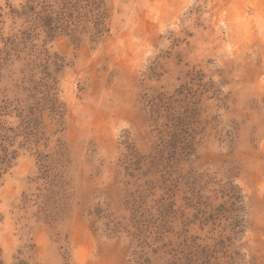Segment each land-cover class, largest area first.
<instances>
[{
  "label": "rangeland",
  "instance_id": "rangeland-1",
  "mask_svg": "<svg viewBox=\"0 0 264 264\" xmlns=\"http://www.w3.org/2000/svg\"><path fill=\"white\" fill-rule=\"evenodd\" d=\"M27 4L0 0V264H264V0H39L54 31Z\"/></svg>",
  "mask_w": 264,
  "mask_h": 264
},
{
  "label": "trees",
  "instance_id": "trees-1",
  "mask_svg": "<svg viewBox=\"0 0 264 264\" xmlns=\"http://www.w3.org/2000/svg\"><path fill=\"white\" fill-rule=\"evenodd\" d=\"M36 2L38 3L39 0H28V4L24 8L25 10L20 15L27 16V13H30L31 17H30V20H28V21L34 22L36 20H39V21L42 20V22H44V26H49L48 28H50V30L54 31L55 28L57 29L56 25L55 26L52 25L53 17L51 14H50V16L45 15L44 17H40L39 12L35 11L37 6H39L41 8H43V6H45V5L41 6V5L37 4ZM46 7H47V5H46ZM43 11H46V10L43 8ZM48 13H46V14H48ZM99 21L100 20L94 21V25H96L97 31H98V29H101V23H99ZM56 22H57V24H59V20H56ZM226 185H227L225 188L226 190L224 191L223 195H225V197H227V203H225L224 205H221V210H218V211H223V212H218V215L219 216H221L222 214H225V216L227 215L228 219L230 220L229 221V227L231 228L232 234L235 237H238V236L242 235V233L244 231L243 230V228H244L243 200H242V196L240 194V191L236 185H234L231 182L227 183ZM225 205H228L227 208H225ZM216 215H217V213L216 214H210L209 213L208 217L205 218V221H208V219L209 220L215 219L214 216H216Z\"/></svg>",
  "mask_w": 264,
  "mask_h": 264
}]
</instances>
